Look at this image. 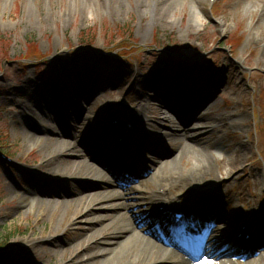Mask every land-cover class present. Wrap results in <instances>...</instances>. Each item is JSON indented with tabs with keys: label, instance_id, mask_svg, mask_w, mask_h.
<instances>
[{
	"label": "rangeland",
	"instance_id": "1",
	"mask_svg": "<svg viewBox=\"0 0 264 264\" xmlns=\"http://www.w3.org/2000/svg\"><path fill=\"white\" fill-rule=\"evenodd\" d=\"M248 1L203 0L196 5L192 0H181L166 19H160L162 0H0V149L18 164L10 165L0 158V264H16L13 253L24 251V247L38 248V253L31 249L35 255L25 251L24 261L31 258L34 264H73L72 251L77 245L82 250L85 245L82 239L87 236L94 251L109 246L104 242V233L94 237L92 231L109 224L110 219L95 223L93 218L115 212L95 204L96 201L88 197L96 192L93 184L104 187L106 183L96 182L94 175L90 177L92 183H87L70 174H54L56 168L42 167L56 177H67L64 183L50 184V179L42 183L40 189L47 195L56 196L45 197L35 193L33 184L30 186L27 181L28 173L24 172L26 166L42 163L40 148L49 137L76 145L83 154H86V148L95 149L99 142L89 139V132L93 130L91 124L104 121L112 109L110 106L116 110L130 109L138 101L137 90L150 96L145 118L149 122L147 133L151 136L146 142L150 143L153 153L140 145L138 152L143 156L139 157L134 169L136 177L134 175L125 187L109 185L111 190L124 197L117 202L129 204L127 213L135 228H150L155 224L152 222L161 217L155 215L149 222L151 207L146 203L152 192L159 188L152 176L162 163L168 162L169 170H181V177L190 174L194 165H183L181 148L170 134L174 129L183 133L195 123L212 131L213 138L222 141L225 151L205 149L203 143L197 142L193 144V151H200L199 158L210 154L217 161L223 159L227 163L228 159L235 158L242 144L248 146L245 159H241L240 167L232 172L233 175L228 176L224 166L212 163V171L200 180L201 186L217 191V196L208 195V202L203 203L205 227H210L216 220L213 229L217 228V217L232 216L236 209L251 211L255 200L264 208V65L257 63L260 49L264 47V19L261 16L264 8L248 7L251 6ZM82 6L87 9L85 14L79 11ZM148 7L150 11H146ZM192 8L200 9L203 22L194 20ZM171 56H182L192 66L185 67L180 61L171 62ZM198 74L208 81L204 86L197 84L193 94L203 95L208 112L193 114L177 108L185 122L167 111V120L158 122L152 115V108L153 103L163 102L165 85L172 83L180 94L182 89L187 91ZM152 75L159 76L154 83L148 79ZM190 80L193 82L189 83ZM55 83V95L66 99V108L72 105L73 113L68 114L71 118H66L69 124L63 123L65 116L62 118L58 113L62 105L54 102L56 96L46 89L47 85ZM76 84L82 88L99 86V90L82 104ZM32 87L43 97L38 104L53 117L41 115L34 107L38 104L31 103L27 91ZM187 94L184 93L182 103L188 102ZM55 103L60 107L54 109ZM24 105L32 109L28 119L21 117ZM80 111L83 115L96 117L95 121H81L80 117L78 120L76 115ZM190 119L194 121L188 122ZM46 120H53L54 126L48 125L51 121ZM72 124H77V127L73 126L76 130H70L76 137L63 133L56 136V131L62 132L61 127ZM159 132L168 135L169 145L155 134ZM104 143L100 142L101 145ZM137 148L130 151L133 153ZM193 151L190 160L196 161ZM74 154L69 150L65 159H75ZM151 159L158 163L153 165ZM233 176H236L235 180L231 179ZM213 179L215 181L211 182ZM28 186L31 189H27ZM29 190L27 198L22 199V194ZM242 190L248 196V205L238 197ZM173 191L175 193L176 189ZM189 193L185 196V208L189 209L186 211L193 210L197 202L198 194ZM166 196L165 199L169 198L170 193ZM81 197L83 201L79 200ZM40 199L44 205H39ZM248 217L254 222V228L260 225V221H255L254 212ZM236 224L231 222L228 226L233 228ZM106 232L111 236L116 229L109 226ZM256 248L259 249L257 259L264 258V245L259 244ZM42 251L49 254L42 257ZM247 255L255 254L248 252ZM232 262L240 263L239 260Z\"/></svg>",
	"mask_w": 264,
	"mask_h": 264
},
{
	"label": "bare ground",
	"instance_id": "2",
	"mask_svg": "<svg viewBox=\"0 0 264 264\" xmlns=\"http://www.w3.org/2000/svg\"><path fill=\"white\" fill-rule=\"evenodd\" d=\"M178 1H181V0H162L161 2L162 4L160 7L162 10L160 13L161 14L160 19H166L169 11L172 10V8L176 7L175 5L178 4ZM186 1L190 2L191 0H186ZM201 1L203 0H192V2H194V4L196 5L197 3ZM248 2L249 4H251V6L249 5L248 7L256 8L260 6L264 8V0H249ZM86 10L87 9L84 8L83 6L82 8L79 9V11L80 12L82 11L84 14L86 13ZM146 11H150V8L149 7L148 9L146 8ZM192 16L194 20L198 22H203L204 18L199 8H195V9L192 8ZM261 16L263 20L264 14H262ZM253 37L255 38V35ZM253 37L251 38V40H253ZM257 63L260 65H264V47L260 49V52L258 54ZM94 81H97V78H94ZM206 81H208V79L205 78L201 74H198L197 77L195 78L196 85L199 83H202L201 86H204V82ZM188 82L190 83L193 81L190 80ZM193 83L191 86H195V88L189 86V88H187V91L182 89L180 94H178V92L174 90L175 87H173L172 83L169 85H165V88H163L164 89L163 93H165V96L163 97L164 99L160 97L161 99H163V102L162 103L159 102V104L153 103V108H152L153 109L152 115L155 117V119H158L157 120L158 122H161L162 120H167L168 116L166 115V111H167L166 108L169 106H172L173 103L175 104H177V102L182 103L181 102L182 97L185 98L184 93H188L187 94L188 98L189 96H192L193 101H194L189 104L187 102L182 103V108L184 109H189L191 107H197L199 104H201L200 102H203V98H202L203 95H199L200 97L193 96L194 95L193 93L196 92L197 90V86L195 85V83L194 84ZM56 85H57L56 83L49 84L46 87L47 90L51 91V94H53L54 97L56 96L54 93ZM75 87L78 88V91L81 94V98H80L81 100L79 102L80 103L82 102V104H85L86 101H89L86 99L93 94L94 88L92 89L90 87H85V86L82 88V86H80L79 84L78 85L76 84ZM98 87H96V90L99 89ZM199 91L204 92V89H200ZM27 95L31 103L36 102L38 104L40 99L43 98L41 95L38 94V89L34 87L30 88V90L27 91ZM136 98L138 101L128 110H122V109L116 110L114 106H110L112 109H110L108 113H111L110 114L111 116H115L114 118L111 117L109 119L110 123H108L107 118H105L104 121H101L99 124H98L99 121L95 123L96 117L92 115H88V116L85 114L83 115L82 111L79 112L78 116L76 115L78 120H79V117L82 118L81 121H84V120H89L91 122L95 121L94 124H91L93 126V132L89 134L90 135L89 139L93 140L94 143L99 142L97 144V146H99L97 149L106 148L104 149L105 153L107 150L108 151L118 150V151L124 152V155H125L126 153L124 149L127 148L129 143L132 141L130 133H125V128H126V124L131 121L135 125L136 127L135 131L136 130L138 131V134L140 137L142 134H145L144 132L146 130L145 125L148 124V121H145V116H146V112L149 111L150 103L148 104V102H149L150 96L143 93L141 90H137ZM57 101L62 105V108L58 110V113L61 116L62 115L65 116V118H63L62 116L63 123L65 122L69 124V120L68 119L66 120V118H69V119L71 118V116L68 114L73 113L72 108H71L72 105L71 107L67 105V107L69 108H66V106H64V102L66 101V99L62 100L61 96L55 97L54 102H57ZM111 104L112 103H110V105ZM34 107L37 108L38 112L41 115L43 116L48 115V117H53L52 114H48L47 110L41 104H38V105L34 104ZM59 107L60 106L56 104L54 109L55 108L57 109ZM83 107L85 108L84 105ZM207 108L209 110V107ZM49 110L51 109L49 108ZM51 111L52 113L55 112L54 110H51ZM30 112L32 114V109L30 108V106L24 105L21 109L22 119H28L27 116L30 114ZM115 120L117 121V123L112 125V121H115ZM47 122H50L48 123V125L54 126L53 120H48ZM122 125L124 126L122 127ZM73 126L77 127V124H72V126L70 125L69 127H66V128L64 127V130H63V127H61L62 132L56 131V136L61 133L65 135L66 133V134L72 135L73 137H76V134H73L70 131L72 129H75ZM187 130L188 131L183 130L184 131L183 133H177L178 131L174 129L170 135L172 136V138L175 139L176 145L180 146L181 148L180 159L183 162V165L186 167L190 165H194V166L190 168V171H191L190 174H185L183 177H181L179 176L182 173L181 170L179 169L175 171L169 170V163L161 162L162 166L159 168V171L157 172L159 174L156 173V175L152 176V180L157 181L159 188L157 191L152 192V194L150 195L149 201H147V199H144L145 202L147 201L146 204L149 207H151L152 211L154 212L161 213V211L159 210L160 206H164L165 209L167 210H174L176 208V204L183 205L186 199L185 196H188L190 194L189 192L191 191L200 192L199 194L202 199V202L206 198V195L217 196L216 195L217 191L215 190L212 191L213 188L209 190L207 189V186H201V182H200V180L204 179L205 175L209 174L210 171H212L211 169L212 163H217L221 166H224L226 169V174L230 176L231 174L233 175L232 172L235 169L240 167L239 164L241 162V159L242 158L245 159V156L247 154L246 151L248 148L246 143L242 144L241 147L236 151L235 158L234 159L232 158L230 160L228 159L227 163L223 159L217 161L218 159H216L210 154L209 155L206 154L205 156L202 154V156L204 157L199 158L200 151L199 152L196 151L197 153H195L193 151V144L200 142V143H203L204 148L205 147L214 148L217 152L224 153L225 151L222 145V141H219L213 138L212 131L205 129V127L201 126L199 123H195L191 128ZM28 133H25V134L28 136ZM31 133L33 132L31 131ZM156 134L157 135L159 134V138L160 140H162V142L167 143L168 145L170 144L168 142L167 134L163 132H159ZM120 135L124 139L122 142L118 140ZM78 136L80 137L81 135H77V137ZM28 137L31 139L34 138L33 135L28 136ZM138 138L137 140L139 141ZM86 139L87 138H85L83 141H85ZM145 140L146 139H143V137L140 138V142H145ZM102 141H105L106 143L100 146L101 145L100 142ZM69 150L72 154L75 153L74 154L75 159H72V160L65 159L67 152ZM40 151L42 153V159H43L42 163L34 167L26 166L25 172H24V173H28L29 176H28L27 181L29 182L30 186L33 184L36 194H40L45 197L50 195V194L47 195V192L39 188V186L42 183H45L47 179H50V181H48L49 183L51 182L50 184H52L53 182L56 184V182L64 183L65 179L67 178V177L65 178L64 176H61L60 178V176L58 175L56 177V175H53L50 172L44 171L42 167H49L50 169L56 168L57 171L54 172V174L56 173L60 175L70 174L74 176L78 181L80 180L82 182L85 181L87 183H92L90 182L91 175L92 176L94 175V179H96V182L97 180L98 182L100 181L102 183L104 182V180L109 181V182L111 181L109 176L103 174L102 171L98 168V166L95 165L96 163L94 162L100 161L99 156L95 154L96 152L95 150L92 151L91 149L86 148L85 149L86 154H83V151L80 150L81 151L80 152L76 148V145H73V146L67 145L66 143L65 144L62 143L61 139L57 137H49L46 139L45 143L42 145V148H40ZM192 151L195 153L193 158L196 161L190 160ZM134 158H135V155L130 153L129 159H134ZM151 162L153 165L158 163V161H155V160H151ZM172 162L174 164L175 160H173ZM134 166L135 165L127 164L126 166L124 165L123 169L126 171L133 170ZM235 178L236 176H233V178L231 179L235 180ZM214 181H215L214 179L211 180V182H214ZM93 185H94V189L96 190V192H93L88 197H91V199H93L92 201H96L95 204L101 207H108L112 211L115 212V213L107 214V215L101 214L93 218V220H95V223L101 222L106 219H110L109 224L108 223L104 224L101 229L96 230V231L95 229H93L92 231L94 232L92 236L98 235L100 233H104L103 235L105 239L104 242L107 243L109 246L94 251L92 250L93 246L91 247L90 240L87 239L88 238L87 236L86 238L82 239L83 245L85 244L82 250H80V248L77 245L76 249L72 251L73 264H165L167 260L173 261L177 264H195L193 261H195V259H197V257L200 254L206 255L207 256L206 258H208L209 260H212L213 263L215 264H217L220 260H224L221 264H236L231 261L232 257H230L234 255V252H231V250L226 248V244H227L226 242L228 241L234 242L233 240L236 239L235 242L238 243L241 240L238 237H234L235 233H233L232 228L228 226L231 222L232 223L237 222L236 225L240 224V227L246 226L248 228V229L245 228L246 231L249 232V230H252V232L255 235H257L259 239H262V241L264 242V231H263V234H261L262 228L264 227L262 226L264 221L261 220L262 217L264 218V208H262L257 203H255L257 200L254 201L253 198H251L254 201L251 211L245 212V211H242V210L240 211L236 209L232 216L220 215L217 217L218 218L217 220H219L218 222L219 226H217V228L212 229V230L211 229L205 230V228L201 229V223H197V216H196L197 211L203 208L204 204L202 203L200 206H197L195 209V214H194L195 215L194 224H191V221L187 222V224L189 225L187 229L189 230L194 229L193 231H196V233H198V238L196 239V241L199 247L197 248L193 246L192 248L191 246L187 245V243L184 240V237L187 236V229L181 232V233H185L186 235L181 234L179 233V229L175 228L171 223H167L166 228L169 230V234L173 238H169L164 235H158L156 232L152 231L149 227H143L140 230L135 228L134 222L132 224V221L129 219V216H128L129 213H127L130 207L129 204L123 201L117 202V199L121 198L122 200L124 199V197L115 193L113 190H111L108 187H105V186L101 187L99 184H98L99 186L97 184H93ZM9 186H12V184H9ZM97 187H98V190H97ZM27 189H31V188L28 186ZM173 189H176L175 193ZM162 190H163V193H161ZM205 190H209V191H205ZM183 191H187L185 195H182ZM30 192L31 191L29 190L28 192L26 191L24 194H22L21 196L22 199L27 198V195H29ZM167 193L168 194L170 193L168 201L167 202L161 201V199L164 198ZM21 197L17 196L18 199H21ZM50 197H56V196L50 195ZM238 197L240 200L244 201L248 205V196L244 190L239 192ZM249 197H252V196H249ZM79 200L83 201L84 199L83 197H81ZM67 203H71V202L67 201ZM48 204L51 205L52 203L49 202ZM256 204H257V207L255 208L254 205ZM39 205H44V201L40 199ZM131 205H134V204H131ZM251 212L255 213V217H254L255 221L256 222L260 221V225L258 224V226L256 227L257 229L253 227L254 222L248 219L249 213ZM164 220L165 219H163V221ZM214 224L215 222L214 223L212 222V225ZM109 226H112L114 227V229H116V232L112 233L111 236H108L105 234L107 233L106 231L109 230ZM88 228H91V227H88ZM254 229H256L255 232H254ZM239 232H242V230L238 231V233ZM171 244L173 246H178V248H182L186 250L187 252H190L192 254L190 257L191 258L190 261L189 262L184 261L182 258V254L179 251H177V249H171L169 247ZM251 247L253 246L248 245V248H251ZM23 249L24 251H21L19 253H13L14 259L16 260L14 261V263L20 264V262H22V264H26L28 261V264H33V261L31 260V258H27V261H24L25 256L23 254L25 251H27V254L32 253V255H35L36 253H38V251H36L38 250V248L37 247L31 248V249H34L36 253L34 251L31 252V249H29L28 247H24ZM42 252H43L41 254L42 257L46 254H49L47 251H42ZM103 256H104V259L101 260V257ZM240 259L244 261V263L242 262V263H237V264H259L260 262L264 260V258L257 259L256 257H252L251 259H245L244 257H241ZM203 263L204 262H202V264ZM205 264H211V261L210 262L207 261Z\"/></svg>",
	"mask_w": 264,
	"mask_h": 264
}]
</instances>
